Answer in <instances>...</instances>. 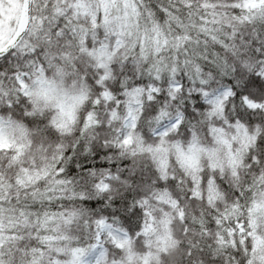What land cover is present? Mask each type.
Masks as SVG:
<instances>
[{
	"label": "clouds",
	"instance_id": "obj_1",
	"mask_svg": "<svg viewBox=\"0 0 264 264\" xmlns=\"http://www.w3.org/2000/svg\"><path fill=\"white\" fill-rule=\"evenodd\" d=\"M0 264H264V0H0Z\"/></svg>",
	"mask_w": 264,
	"mask_h": 264
}]
</instances>
